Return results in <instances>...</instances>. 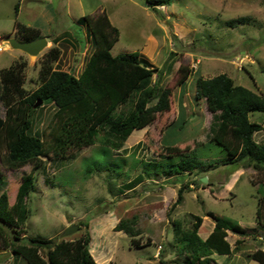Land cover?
Returning a JSON list of instances; mask_svg holds the SVG:
<instances>
[{"label": "rangeland", "instance_id": "1", "mask_svg": "<svg viewBox=\"0 0 264 264\" xmlns=\"http://www.w3.org/2000/svg\"><path fill=\"white\" fill-rule=\"evenodd\" d=\"M154 8L146 0H0V70L23 64L27 92L37 88L38 71L52 44L30 58L9 48L3 39H18L17 24L37 29L40 38L57 39L60 55L53 68L77 76L93 49L77 20L102 11L119 31L111 55L138 53L149 67L163 69L161 77L154 75L152 81L158 79L171 90L170 110L133 131L119 151L105 152L97 142L59 165L43 158L45 172L37 173L36 187L26 199L30 215L25 236L72 241L87 230L89 252L98 264H159V259L179 264L182 257L175 255L172 223L187 229L190 215L200 216L199 236L204 239L213 226L204 215L211 212L251 235L228 232L232 255L214 254L206 264H250L247 255L264 252V241L257 240L264 237V227L256 216L264 199V172H256L245 161L221 164L226 153L208 142L212 115L205 101L195 100L194 94L197 78L225 74L235 85L264 96V0H169ZM149 46L151 60L143 55ZM181 66L193 71L184 92L177 84ZM5 109L0 101V118ZM35 109L32 133L41 134L55 108L46 102ZM249 120L264 128L263 113H251ZM254 140L264 145V129L254 134ZM177 155L193 157L201 166L179 174L154 172L173 168L182 159ZM29 174L31 166L16 171L0 166V194L7 195L10 205L17 186ZM201 178L206 182L201 183ZM185 183L192 184L183 190L180 204L170 210ZM131 217L136 218L139 234L134 239L139 247L131 237L114 231L119 220ZM71 225L76 230L59 237ZM235 240L241 241L236 248ZM5 254L0 251V264L10 259V253ZM19 263L27 264L20 257Z\"/></svg>", "mask_w": 264, "mask_h": 264}, {"label": "trees", "instance_id": "2", "mask_svg": "<svg viewBox=\"0 0 264 264\" xmlns=\"http://www.w3.org/2000/svg\"><path fill=\"white\" fill-rule=\"evenodd\" d=\"M168 2L146 0L147 6L153 9ZM77 23L84 28L93 48L77 76L53 68L60 55L57 39L45 54L38 71L39 84L32 92L23 88V64L15 63L0 70V101L6 107L4 117L0 118V166L12 171L31 166V174L25 179L23 177L16 188L12 205L5 193L0 194V249L22 258L27 264H98L89 252L87 230L72 241L54 242L25 236V222L30 215L26 199L36 187L37 173L45 172L43 158L59 165L74 160L76 152L97 142L105 152L119 151L133 131L141 130L158 115L170 110L171 90L162 87L158 80L163 69L149 67L138 53L111 55V49L119 39V31L104 11L93 16L84 15ZM17 32V40L21 42L41 36L39 30L21 24H17ZM174 55L170 53V56ZM179 72L177 84L184 92L182 88L193 71L181 66ZM154 75L158 77L157 81H152ZM194 98L204 100L212 115L208 142L226 153L221 164L245 161L256 172H264V145L254 140V134L264 128L260 123L249 120L251 113L264 114V96L235 85L227 75L219 74L212 78H197ZM37 101L43 104L50 102L55 108L41 134L32 133L36 111L33 105ZM179 157L182 159L173 168L154 172L179 174L192 172L201 166V162L193 157ZM91 171L86 173L90 175ZM189 184L192 183H185L178 189L170 210L180 204L183 190ZM263 206L264 199L260 201L256 216L258 224L264 227ZM204 216L213 223L204 240L198 234L203 222L200 216L190 215V227L187 229L178 222L172 223L175 255L182 257L183 264H206L213 254L230 257L233 250L226 240L228 232L241 237L251 235L238 224L211 212ZM135 226V217L121 219L114 226V231L131 237L132 244L139 247V241L134 239L139 234ZM240 243V240H235L234 248ZM247 258L264 264L262 250H256ZM159 264L167 263L159 259Z\"/></svg>", "mask_w": 264, "mask_h": 264}, {"label": "water", "instance_id": "3", "mask_svg": "<svg viewBox=\"0 0 264 264\" xmlns=\"http://www.w3.org/2000/svg\"><path fill=\"white\" fill-rule=\"evenodd\" d=\"M5 43L8 45L9 48L13 50H19L27 55L30 56V58L36 57V55L44 48L47 46V40L45 38H38L33 41H27V42H20L17 41L14 38H4L3 39ZM41 101H37L34 105L33 108H36L39 106ZM206 178H201V183H205ZM75 225H71L70 227L66 228L63 230V232L59 235V237H66L73 233L76 230Z\"/></svg>", "mask_w": 264, "mask_h": 264}, {"label": "crops", "instance_id": "4", "mask_svg": "<svg viewBox=\"0 0 264 264\" xmlns=\"http://www.w3.org/2000/svg\"><path fill=\"white\" fill-rule=\"evenodd\" d=\"M148 41H153L154 42V39L153 38H150ZM47 43H51L52 44V42H48L47 41ZM152 43V42H151ZM150 47L151 46H149L148 48H146V49H144V52H143V55L144 56H147V57H149L150 58V60H151V57H152V51H150ZM164 73V72H163ZM202 225V224H201ZM213 227V226H212ZM200 228H201V226H200ZM199 228V229H200ZM201 230V229H200ZM211 230H212V228H211ZM211 230L209 231V232H207V234H206V236H205V238L209 235V233L211 232ZM199 232L200 231H198V234H199ZM204 238V239H205ZM203 239V240H204ZM257 240H259V241H264V239H263V237L261 236V237H258V239ZM261 250H263V249H261ZM0 251H2L4 254L6 253L7 254V252H9V251H4V250H1L0 249ZM10 253V259L8 260H5V262L3 263V264H16L17 262H18V259H19V257H17V256H15V255H13L11 252H9ZM5 254V255H6ZM216 255V254H215ZM213 256H214V254H213ZM219 256V255H218ZM221 257H226V256H221ZM20 264V263H19ZM250 264H258L257 262H255V261H252L251 260V263Z\"/></svg>", "mask_w": 264, "mask_h": 264}]
</instances>
